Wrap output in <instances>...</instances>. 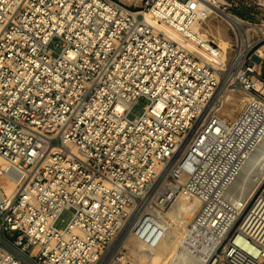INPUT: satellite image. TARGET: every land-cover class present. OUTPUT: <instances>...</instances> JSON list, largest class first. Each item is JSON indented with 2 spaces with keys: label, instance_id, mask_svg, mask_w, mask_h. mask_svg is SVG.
<instances>
[{
  "label": "built area",
  "instance_id": "1",
  "mask_svg": "<svg viewBox=\"0 0 264 264\" xmlns=\"http://www.w3.org/2000/svg\"><path fill=\"white\" fill-rule=\"evenodd\" d=\"M137 1L0 0V264H100L128 225L157 247L179 194L220 205L251 114L223 118L224 70L185 31L217 15L228 87L264 101V0ZM7 173L20 176L11 198ZM205 264H264V180Z\"/></svg>",
  "mask_w": 264,
  "mask_h": 264
},
{
  "label": "bare ground",
  "instance_id": "2",
  "mask_svg": "<svg viewBox=\"0 0 264 264\" xmlns=\"http://www.w3.org/2000/svg\"><path fill=\"white\" fill-rule=\"evenodd\" d=\"M120 1L125 2L124 0ZM137 2V0H128L126 3ZM210 17L216 18L218 16L210 13V16L203 20L200 19L189 30L185 31V35L189 39L186 45L189 50L195 51L209 64L218 67L223 64L228 41L221 37H217V43L208 40L207 32L202 29L201 24L205 20H209ZM223 19L226 23L232 24L230 19L226 17ZM146 20L156 24L159 30L172 36V30L169 26L163 23H155L150 17H146ZM196 45L201 47H196ZM263 51L264 45L258 50L259 57L264 56ZM229 69H226L228 71L227 75L224 74L226 76L221 74L216 92L217 97L220 96L224 103L231 98L227 92H231L228 85L232 81L233 73ZM255 88L261 91L264 97V88L260 84H256ZM246 98V113H248L246 116L249 117L251 114L250 122L242 120L240 142L234 147L229 159L222 162L220 172L225 174L226 179L216 196L218 200H221L220 205H202V199L196 195L179 194L176 196L160 215L182 227L183 233L180 234L167 228L164 238L153 249L145 248L134 239L139 244L140 250L149 253L147 255L143 252L138 256L139 264H205L211 254L223 242L228 231L263 182L264 101L249 93H246ZM232 112L233 110L230 109L226 114L231 115ZM224 119L227 120L228 118L224 117ZM0 170L6 172L9 170L5 161L1 159ZM19 177L7 173V179L2 182L3 192L7 198L14 196ZM128 236H131L129 225L124 227L108 248L103 258L105 264H132L120 253ZM103 260L100 264L103 263Z\"/></svg>",
  "mask_w": 264,
  "mask_h": 264
},
{
  "label": "rangeland",
  "instance_id": "3",
  "mask_svg": "<svg viewBox=\"0 0 264 264\" xmlns=\"http://www.w3.org/2000/svg\"><path fill=\"white\" fill-rule=\"evenodd\" d=\"M124 1L127 2L128 0H124ZM201 26H202V29L206 30V32H207L208 40H212L214 43H217V37H221L222 39H225L226 41H228L227 33H226V24L223 21H221L219 19V17H216V18H214V17L211 18L210 17L209 20L208 19L205 20V22L203 24H201ZM213 49H215V48L213 47ZM226 54H227V49H226V52L224 53V56L225 57L223 59V64L221 66H218L217 67V68H220V70H223L224 69L222 75H224V74L227 75L228 74V71L226 70L228 68H227V64H226V61H225ZM261 73L264 76V60H263V62L261 64ZM226 75H224V76H226ZM229 88H234L235 90H233L231 92H227L228 95L231 96V98L229 99V101H227V102L224 103V106H223V109H222L221 112H222V114L224 115L225 118H228L229 120H231V119H234L241 112L242 108L246 106V103L245 102L247 101V98H246V94H244V92H242L241 90H239L238 87H235L233 85V86H231ZM145 104H147V101L142 99L140 101V106H137V107H135L133 109V113L136 114V115H139L140 112H141V107L144 106ZM230 109L233 110V112H232L231 115H227L226 113L228 111H230ZM61 219H63L64 222H60V220H59L56 223V226H58L60 228L64 227L65 224H66V222L69 221V219H70V213L64 212L61 215ZM242 219L240 220V222L237 223L238 225H239V223L242 222ZM166 220H167V224H169L168 225L169 226L168 228L171 231L173 230V231H176L177 233H180V234L183 233V228L182 227H180L179 225L177 226V224H175L174 222H171L168 218H166ZM143 252L145 254H147V255L149 254L147 251L145 252V251L140 250L139 244H137L135 242L134 238L132 236H128V239H127V241H126V243L124 245V248L121 249V252L120 253L130 263H132V264H139V262H138V256L141 253H143ZM134 253H135V256H134ZM150 253H152V252H150ZM118 256H121V255H118ZM104 260H103V263L102 264H105L104 263ZM116 264H118V263H116Z\"/></svg>",
  "mask_w": 264,
  "mask_h": 264
}]
</instances>
